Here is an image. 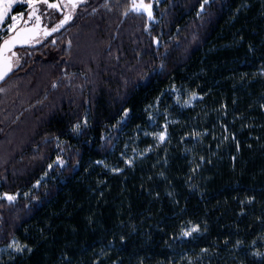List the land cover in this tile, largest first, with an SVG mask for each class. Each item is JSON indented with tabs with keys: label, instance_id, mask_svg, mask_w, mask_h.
I'll use <instances>...</instances> for the list:
<instances>
[{
	"label": "trees",
	"instance_id": "16d2710c",
	"mask_svg": "<svg viewBox=\"0 0 264 264\" xmlns=\"http://www.w3.org/2000/svg\"><path fill=\"white\" fill-rule=\"evenodd\" d=\"M131 6L95 0L27 50L22 69L49 71L0 166L19 194L0 197V249L27 250L0 264H264V0H162L160 23ZM154 104L163 144L142 131ZM133 141L151 148L129 165Z\"/></svg>",
	"mask_w": 264,
	"mask_h": 264
},
{
	"label": "rangeland",
	"instance_id": "374dc122",
	"mask_svg": "<svg viewBox=\"0 0 264 264\" xmlns=\"http://www.w3.org/2000/svg\"><path fill=\"white\" fill-rule=\"evenodd\" d=\"M93 1L95 0H90L89 3L83 4L81 7H79L78 10L83 11L87 9L89 6L92 5ZM161 1L162 0H155V3H153V0H145V2L153 4L154 13H155V8ZM51 2H55V0H51ZM26 6L28 5H18L19 7L18 10L23 11V8H25ZM54 10L57 11L56 9ZM13 11L15 13L17 10L14 9ZM76 14H74L72 20H74ZM151 21L155 22L157 21V18L156 20H151ZM27 55H30V52H27ZM25 63L26 62H24V65ZM48 71L49 68L46 62L40 73L38 72V70H36L33 67L29 69L23 68L19 72L13 74L6 82H4L0 86V89H3L2 91H0V124L2 125L0 129V166L8 162L10 157L13 156V154L15 153L16 149L13 146H15V144L17 145L20 142H23L22 140L23 138H25L24 135L27 136L26 129H27L29 116L24 115L21 118V120H19V122L13 125H10V123H12V120L17 115V113L20 112L24 106L28 105L29 102L33 99V97L39 92V89L41 87L40 84L41 80L43 77L47 75ZM184 91L185 92H183V90H179V88L176 87L171 89V92L175 94V99L177 100V103H179L181 106L191 105L197 99H199V96L197 94H191L186 90ZM177 97H179V99H177ZM167 107L171 108L170 105H167ZM149 109H150L151 123H150V127L146 128L147 130L146 129L142 130L144 132L143 134H145V136L149 135L152 138H155L158 141V143L163 144L166 141L167 136L163 141H161L159 139V135L161 133L166 132L164 126L167 125L168 123L167 118L170 117L171 113L168 112L167 108L166 109L162 108L158 104L152 105ZM162 117H163V121L160 122L161 121L160 119H162ZM85 120L88 121V118H85ZM4 126L5 128L3 129ZM130 138L131 137H129L128 139ZM143 148L144 147L134 144V141L131 144L127 142L124 148V156L126 157V163L129 164L128 163L129 160H131L132 163H134L137 159L142 158L144 154H146L151 147H148V149L146 148L145 151H143ZM132 163L129 165H132ZM43 178H45V176ZM2 194L3 193L0 194L1 198H2ZM10 195H16V194H10ZM15 201L16 200L11 202H15ZM194 227L195 226L187 225L185 227V232H194L193 231ZM13 241L17 242V246L25 245L19 239L14 238L11 240V242L8 245L0 249V255L7 257L9 259L14 255L25 253L27 247L24 248L22 252H18L14 248H12ZM254 253H256V251Z\"/></svg>",
	"mask_w": 264,
	"mask_h": 264
},
{
	"label": "snow or ice",
	"instance_id": "6c2138e0",
	"mask_svg": "<svg viewBox=\"0 0 264 264\" xmlns=\"http://www.w3.org/2000/svg\"><path fill=\"white\" fill-rule=\"evenodd\" d=\"M83 0H0V82H3L5 78L14 70V68L19 67L23 63V57L19 52L16 51L18 47L24 48L26 45L34 46L36 43L41 42V38H46L51 36L54 32L60 31L67 24H69L74 16V10L80 7ZM211 0H204V5L210 4ZM155 3V0H153ZM47 5L49 9H56L58 12L63 13L64 9H68L67 13L64 15L63 19L56 23L55 26L49 30L42 27V16L39 14L38 5ZM18 5H28L30 6V14L25 17L24 11L17 9ZM63 5V7H62ZM14 9L17 11L14 13ZM132 10L137 13H146L149 20H156V16L153 11V4L147 3L145 0H132ZM201 12L204 11L203 5L200 9ZM127 15V13H125ZM51 22V18H49ZM160 23V21H156ZM70 43V42H69ZM156 43L159 44L160 41L157 39ZM163 68V65H161ZM3 89H0L2 91ZM179 99V97H177ZM131 109L124 113L127 117ZM85 123L87 121L85 120ZM167 129V125L164 126ZM80 129V125L76 126V130ZM167 136V133H161L159 139L163 141ZM61 164L65 163L62 159L59 161ZM98 163H103L98 161ZM129 164L132 163L131 160L128 161ZM16 195H10L8 193H3L2 198H6L9 202L16 200ZM254 199V198H253ZM193 231H199V226L193 228ZM186 235H191V232H186ZM27 245L17 246V242H12V248L18 252H22ZM257 256H264V253L257 251L254 253Z\"/></svg>",
	"mask_w": 264,
	"mask_h": 264
},
{
	"label": "flooded vegetation",
	"instance_id": "af4514ba",
	"mask_svg": "<svg viewBox=\"0 0 264 264\" xmlns=\"http://www.w3.org/2000/svg\"><path fill=\"white\" fill-rule=\"evenodd\" d=\"M38 7H39V14L42 16V20H43V23H42V26H44V27H46V28H52L53 26H55V24L56 23H59L60 21H61V19L63 18V16H64V12H65V10H64V12L63 13H59V12H57V11H55L54 9H49L48 7H47V5H44V4H40V5H38ZM63 7V6H62ZM19 7L17 6V9H18ZM17 9H15V10H17ZM23 11H24V13H25V17L27 18V16L30 14V11H31V9H30V6H26L25 8H23ZM78 12V11H77ZM49 18H51V22L49 21ZM58 33V32H57ZM56 33V34H57ZM52 37V36H51ZM49 39V38H48ZM47 39V40H48ZM46 40V41H47ZM45 41V42H46ZM44 42V43H45ZM43 43V44H44ZM43 44H41V45H43ZM40 45V46H41ZM39 46V47H40ZM35 48H38V47H32V48H27V47H24V48H19V49H16V51L17 52H19L20 54H21V56L23 57V61L24 62H26V59H27V50H31V49H35ZM24 62L23 63H21V65H20V68L19 69H17L16 71H15V73H17L18 71H20L21 69H22V67L24 66ZM14 73V74H15ZM11 77V76H10ZM9 77V78H10ZM8 78V79H9ZM7 79V80H8ZM6 80V81H7ZM1 127H2V125L0 124V129H1ZM5 128V126L3 127V129Z\"/></svg>",
	"mask_w": 264,
	"mask_h": 264
},
{
	"label": "water",
	"instance_id": "95a60500",
	"mask_svg": "<svg viewBox=\"0 0 264 264\" xmlns=\"http://www.w3.org/2000/svg\"><path fill=\"white\" fill-rule=\"evenodd\" d=\"M87 0H83V2L80 4V6L82 5V4H84L85 2H86ZM63 6V5H62ZM78 9L79 8H76L75 10H74V14H76L77 13V11H78ZM65 10V12H64V15L67 13V11H68V9H64ZM64 17V16H63ZM63 19V18H62ZM61 19V20H62ZM73 21V20H72ZM72 21L69 23V24H67L65 27H67L68 25H70L71 23H72ZM42 27H44V26H42ZM54 27V26H53ZM52 27V28H53ZM64 27V28H65ZM44 28H46V27H44ZM52 28H47V29H49V30H51ZM64 28H62V29H64ZM61 29V30H62ZM60 30V31H61ZM59 32V31H58ZM57 32H54L51 36H53V35H55ZM51 36H48V37H46V38H41V42H39V43H36L34 46H31V45H26V46H24V47H27V48H32V47H39L41 44H43L48 38H50ZM20 47H18L17 49H19ZM20 68V66L19 67H16V68H14V70L5 78V80L3 81V82H0V86L4 83V82H6V80L10 77V76H12L14 73H15V71L17 70V69H19Z\"/></svg>",
	"mask_w": 264,
	"mask_h": 264
}]
</instances>
